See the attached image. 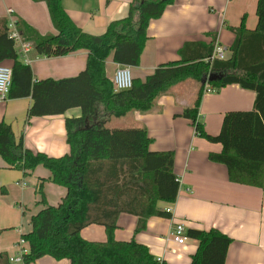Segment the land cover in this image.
<instances>
[{"label": "trees", "instance_id": "16d2710c", "mask_svg": "<svg viewBox=\"0 0 264 264\" xmlns=\"http://www.w3.org/2000/svg\"><path fill=\"white\" fill-rule=\"evenodd\" d=\"M42 1L46 3L55 34L41 35L29 24L16 21L21 39L33 42L31 52L61 56L86 49L87 59L85 67L73 76L32 81L29 65L18 58L16 42L8 36L7 22L1 23L0 63L12 61L8 97L30 96V116L60 114L72 107L81 110L79 116L65 120L69 151L60 157L25 148L10 124L0 121V157L7 167L29 175L41 165L50 173L40 177L36 184V190L42 194L39 201L42 207L30 217L29 232L21 235L28 248L22 255V263L29 264L48 255L57 260L66 258L71 264H166L145 249L136 254L111 245L95 249L71 237L91 223L111 229L120 213L137 216L134 231H142L149 217L171 216L161 203L175 201L178 194L173 151L149 149L152 138L145 126L109 127L108 118L133 110L151 111L157 98L172 83L194 78L200 83L198 94L181 115L190 120L198 136L221 145L220 151H211L208 157L226 166L230 181L262 186L264 0L256 2L257 22L253 29H247L243 19L238 26L230 27L235 37L226 58H211L213 42L186 43L180 50L179 61L159 65L144 80L133 79L131 88L117 92L105 71L107 57L112 54L117 63L137 65L149 21L158 18L173 0H131L126 16L110 21L100 34L79 28L61 0ZM188 51L191 53L186 55ZM213 73L219 76L209 79ZM206 82L213 90L238 84L255 93L252 109L226 111L220 130L214 135L197 119ZM99 106L103 107L101 113ZM46 181L66 188L56 204H48L43 197ZM185 235L198 241L190 264H224L231 237L217 228H187ZM0 264L16 263L0 252Z\"/></svg>", "mask_w": 264, "mask_h": 264}, {"label": "crops", "instance_id": "0c3cea01", "mask_svg": "<svg viewBox=\"0 0 264 264\" xmlns=\"http://www.w3.org/2000/svg\"><path fill=\"white\" fill-rule=\"evenodd\" d=\"M130 2L61 0L72 21L91 34L104 32L110 21L126 16ZM256 2L173 0L158 18L149 21L139 63L130 66L133 79L144 80L157 66L179 61L180 50L186 43H218L225 48V56H228V48L235 37L230 27L238 26L243 19L245 27L253 29L257 22ZM9 8L13 10L16 21L29 24L41 35L56 33L46 3L42 0H0V30L1 23L8 20ZM28 42L33 47V42ZM17 48L16 44V52ZM31 50L26 54H17L23 63L29 65L32 81L73 76L85 67L87 59L86 49L61 56L36 55ZM190 53L188 51L186 55ZM3 63L11 66L12 61L4 60ZM120 65L113 61L112 54L107 57L105 71L110 79ZM199 87V81L194 78L179 80L157 98L151 111L133 110L120 117L110 116L107 121L113 117L125 119L107 124L109 127L143 125L152 138L149 149L173 151V168L179 181V190L175 201L161 203L164 209H171V216H151L147 219L146 227L135 232L137 216L120 213L115 227L109 229L104 224L91 223L71 236L73 239L82 240L95 249L111 245L130 254L145 249L166 264H190L198 241L187 237L184 243H178L171 235L175 223L183 222L185 230L217 228L231 237L224 264H264V180L260 187L232 182L228 178L226 166L209 159V152L220 151L221 145L198 136L190 120L181 115L196 98ZM254 96V91L238 84H228L211 92L203 91L197 119L209 134H217L223 114L229 110L252 109ZM31 102L30 96L0 99V121L10 124L16 138L22 139L25 148L52 157L66 154L69 146L65 120L79 116L80 108L72 107L60 114L30 116L28 111ZM99 109L101 113L103 107L99 106ZM32 172L37 178L35 184L40 177L50 174L41 165ZM26 177L22 170L7 167L0 157V202L3 203L0 207V252H5L9 257H16L20 247L27 245H20L19 239L23 233L29 232L30 222L20 225L16 217L9 216L10 211H15L13 203L22 205L26 200L30 186ZM52 189L57 199L47 196L46 192ZM65 193L64 186L50 181L44 183L43 197L48 204L58 203ZM29 264L71 262L66 258L57 260L45 255Z\"/></svg>", "mask_w": 264, "mask_h": 264}, {"label": "built area", "instance_id": "2783aa9c", "mask_svg": "<svg viewBox=\"0 0 264 264\" xmlns=\"http://www.w3.org/2000/svg\"><path fill=\"white\" fill-rule=\"evenodd\" d=\"M7 16H8V20H7L8 36L9 38H12L18 45L17 48L18 54L19 55L26 54L32 48V43L21 39L20 33L16 27V19L13 17V10L11 8L7 10ZM225 52L226 50L223 46H221L218 43H215L211 58L224 59L226 58ZM11 79H12L11 66L4 63H0V99L2 100L8 98V93L11 86ZM112 83H113V90L115 92L127 90L131 88L133 84L131 67L125 64H122L119 67H117L112 76ZM211 91H213V89L206 82L204 86V92H211ZM22 184L25 185L26 183L22 182ZM165 210L171 212V209L168 207ZM171 235L173 236V239L176 242L184 243L187 238L185 235L184 223L183 222L175 223ZM19 244L20 245L24 244V240L22 238L19 239ZM27 252H28V248L20 247L18 255L16 257H9V259L14 263L23 264L22 255L26 254ZM158 260L161 259L158 258Z\"/></svg>", "mask_w": 264, "mask_h": 264}, {"label": "rangeland", "instance_id": "374dc122", "mask_svg": "<svg viewBox=\"0 0 264 264\" xmlns=\"http://www.w3.org/2000/svg\"><path fill=\"white\" fill-rule=\"evenodd\" d=\"M103 110V109H102ZM123 118H114L110 120L107 124L111 125L113 123L122 122ZM127 125V124H126ZM127 127V126H125ZM35 173V172H34ZM32 172V174L27 175L26 180L30 183L29 190L26 196V200L23 201L21 204H12V208L15 209V211H10L9 216L10 217H16L18 219V223L22 225L23 223L27 224V222L30 219V216L34 213H36L40 209V200L42 198V194L36 190V179L35 175ZM47 196L50 199H57V196L55 195V191L52 189L51 191L46 192ZM56 201V200H53ZM14 205L16 207H14ZM3 206V203L0 202V207ZM19 209V211H18ZM22 211H24L22 213Z\"/></svg>", "mask_w": 264, "mask_h": 264}, {"label": "water", "instance_id": "95a60500", "mask_svg": "<svg viewBox=\"0 0 264 264\" xmlns=\"http://www.w3.org/2000/svg\"><path fill=\"white\" fill-rule=\"evenodd\" d=\"M218 76H219L218 74L213 73V74L210 75L209 79L216 78V77H218Z\"/></svg>", "mask_w": 264, "mask_h": 264}]
</instances>
